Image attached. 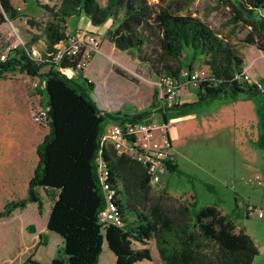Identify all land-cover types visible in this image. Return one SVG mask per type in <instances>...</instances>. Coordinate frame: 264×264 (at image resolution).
<instances>
[{"label": "trees", "instance_id": "obj_1", "mask_svg": "<svg viewBox=\"0 0 264 264\" xmlns=\"http://www.w3.org/2000/svg\"><path fill=\"white\" fill-rule=\"evenodd\" d=\"M191 1L107 0L102 5L100 0H61L54 6L41 4L53 18L43 27L44 46H37L42 58L32 56L31 44H22L8 60H0V75L21 72L38 78L37 91L42 98L46 96L41 103L48 108V132L36 146L39 161L27 195L8 201L0 210V218L31 203L37 204L42 215L45 204L40 188L58 192L50 196L54 200L47 229L60 236L62 248L49 262L28 256L23 264H100L105 247L114 258L107 264H138L151 261L152 252L148 247L135 248L134 243L146 246L152 239L163 264L254 263L258 246L245 230L238 229L229 214L215 204L199 208L195 196L179 202L166 186L153 197L147 167L118 154L110 144L101 145L108 120L123 123L144 119L156 107L158 92L151 106L140 113L103 111L92 95L93 81L85 78L84 83H78L63 72L75 67V59L65 57L58 65L48 55L66 39L68 19L80 14H86L93 25L111 20L109 40L121 51L134 52L158 77H179L184 69V50L192 48L193 57L201 55L210 73L198 85L196 100L166 104L160 109L162 117L168 119L169 111L184 114L217 99L235 100L246 95L256 103L260 119L254 144L264 149V77L257 82L236 77L244 65L240 48L201 17L188 13ZM223 1L230 22L247 30L244 43L264 51V0ZM0 5V24L19 17L11 0H0ZM37 37L34 35V41ZM101 150L109 181L116 190L122 226H103L100 221L106 206L97 163ZM175 161L167 163L172 173L179 170ZM203 184L214 190L212 185ZM168 197L178 204H168ZM28 230L33 231V227ZM40 238L44 236L40 234Z\"/></svg>", "mask_w": 264, "mask_h": 264}, {"label": "rangeland", "instance_id": "obj_2", "mask_svg": "<svg viewBox=\"0 0 264 264\" xmlns=\"http://www.w3.org/2000/svg\"><path fill=\"white\" fill-rule=\"evenodd\" d=\"M100 1L104 3L105 0ZM60 2L61 0H30L28 4L23 3V5L17 4L16 1L14 2L17 4L15 5L16 8H21L18 9L20 12L19 17L14 21L21 44H31L33 47L39 46L41 48L44 46L45 37L43 35V27L53 18L41 7V4L54 6ZM187 12L201 17L213 29L228 37L239 48L250 46L243 41L247 30L240 26L237 27L230 22L229 10L223 0H192ZM32 22H35L37 25L35 26ZM111 23V20H108L104 24L93 25L86 14L75 15L68 19L67 34L75 31H89L105 37ZM10 30L11 26L9 24H1V43H3L7 32ZM34 35H39V38H35L36 41L33 39ZM101 47L109 50L107 46ZM107 56L106 69L103 70L101 68L98 72L96 77L97 88L92 94L99 106L108 109L105 107V104L118 107L122 105L126 107L127 105L126 109L130 111V115L140 113L151 106L154 95L158 92L157 83L160 77L155 75L146 63L138 61L134 52L125 53V57L116 56L111 53ZM199 56L201 55L194 58L192 48L186 47L182 60L184 69L189 68L190 64L194 65L195 61V67H204L203 60H199ZM69 76L78 83H84L85 81V77L80 71H71V75ZM38 81V78H33L21 72H9L0 75V155L7 151L10 152L13 144L19 146L25 140V146L27 148V150L25 149V155L34 160L38 157L36 145L48 132V126L37 124L33 120L34 107L42 100L43 102L46 101V96L42 98L41 93L37 91L35 84ZM125 87L129 88L126 95L124 93ZM183 97L187 99L186 96ZM193 97L194 94L189 99ZM216 102L215 100L211 103L200 105L184 114L186 116L192 113H198L216 106ZM170 113H178V111H169L168 114ZM177 115L182 117L183 114L178 113ZM148 117L162 118V115L161 112L157 113L155 107H153L151 113L146 115L144 119ZM171 118L169 117V119ZM114 122L116 121L108 120L107 124ZM198 129L188 126L184 131H181L179 139H176L174 144L180 168L178 171L172 173L173 176L168 173L165 181L153 187V197L155 196L154 194H158L164 188V185H166L169 194L178 199V201L180 200L179 202L190 201L192 196L189 195L194 194L198 200L199 208L210 205L211 203L221 204L237 227L243 225L240 229L245 231L247 229L250 235L252 234L257 237L261 244L264 243V219H259L255 216L246 217L247 204H252L264 211V185L258 187L255 184L258 180L257 177L264 182V161L260 159V163L258 162V164L256 163V158H252L253 162L257 164L255 166L260 168L261 171L253 175L251 174L252 171L249 169L246 170V165L241 163L242 160L237 161L238 165L235 163V172L229 176L235 175L237 179L243 176L247 182V189L245 192L238 191L239 194L234 193V191L226 189L224 185L221 186V181L218 179L206 178L205 172L200 170L205 169L206 165H211L207 163L217 156L219 149L214 140L206 139L205 137L207 135L205 132L202 131V135ZM238 139L241 141L240 138ZM254 148L261 155H264V149ZM239 149L242 151L240 146L238 147ZM183 154L187 155L186 158ZM203 183L210 185L213 183L214 190L210 191ZM227 185L231 186L232 189H235L233 185L236 186L232 182H227ZM219 187H223L224 189L221 190ZM41 194L43 195V191H41ZM12 199L19 198L0 196V208L8 200L11 201ZM50 199L49 194L47 196L45 195L44 201L47 205H49ZM167 200V203L169 202L168 204L172 206L178 204L172 199L169 200V197ZM145 207L149 208L150 206ZM30 227H33V231H29L31 237H29L30 234L27 231L25 238L28 242L27 245L32 247H30V252L23 245L22 237H1L4 241L0 239V252L4 248L7 250L8 254L5 258L8 261H1L0 264H23L28 256L38 258L42 262H49L56 251L62 248L63 241L60 236L50 238L49 242V237L45 236L42 232L38 233L35 225H30ZM40 234L44 236L43 240L40 238ZM43 241L49 244L44 245L42 244ZM134 247H148L152 252L151 261L145 260L138 264H163L155 239L150 240L146 246L135 242ZM256 257V264H264V248L262 246L261 251H259ZM108 260L110 263L114 262L113 256H110V251L105 247L100 258V264H107Z\"/></svg>", "mask_w": 264, "mask_h": 264}, {"label": "crops", "instance_id": "obj_3", "mask_svg": "<svg viewBox=\"0 0 264 264\" xmlns=\"http://www.w3.org/2000/svg\"><path fill=\"white\" fill-rule=\"evenodd\" d=\"M11 1L14 6L17 4L23 5V3L28 4L30 2V0H11ZM15 1L17 2V4L14 3ZM106 1L107 0H105L104 3L101 4L105 5ZM2 10L3 9L0 5V12ZM102 38H103L102 46H107L109 50H106L101 47L100 52L95 56L91 66L87 70L89 79L95 83V90L97 88L96 77L98 72L101 70V68L103 70L106 69V60L108 57L107 55L111 53L116 56L125 57V53H128V51H121V50L119 51V49H117L114 46V44L109 40L107 33L105 37L102 36ZM240 52L244 56L243 70H246L252 76L254 81H258L260 78L264 77V51L258 49L254 45H250V46L241 47ZM202 59H203L202 56H199V60ZM195 62L193 65L194 67L196 65ZM203 66L206 67L205 65ZM63 72L66 73L67 75H71V71L68 68L63 69ZM127 91H129V88L125 87L124 88L125 95L127 94ZM193 94L194 97L189 99V97H191V95ZM183 96H186L187 99L184 98ZM196 99H197V87L186 85L182 90V95L178 103H181L183 101H194ZM216 101H217L216 106H213L206 110H202L198 113H192L186 116L185 114H183L184 116L182 115V117H180V115H177L178 113H170L171 115L168 114V119L169 117H172L171 119H173L176 122L175 128H173L172 131L170 132L172 150L175 154V159H176L175 163L180 168L178 163V156L175 151L174 144L176 139H179L181 135V131H184L188 126H192L194 129L199 128L198 129L199 132L202 135H203L202 131L205 132L207 136L204 137L206 139L208 138L214 140V142H216L217 148L219 149L217 156L207 163L211 165H206L205 169L203 168L200 170H203L205 172L204 174L206 175V178H210L214 180L218 179L219 181H221L220 183L221 186L224 185L226 189H230L234 191V193L239 194L238 191L241 192L246 191L247 182L245 181L243 176L239 177L238 179L235 175L229 176L235 172L234 169L235 163L238 165L237 161L242 160L241 163L246 165V170L249 169L250 171H252L251 174L253 175L254 173L261 172L260 168L255 166L257 165L256 163L258 162L260 163L259 161L260 159L264 161V155H261L258 152V150L254 148L256 147L254 142L258 138L259 115L257 112L256 103L253 100L249 99L246 95H241L238 99L235 100L229 98H221V99H217ZM105 105H106L105 107L108 109H105L104 107L101 106L99 107L103 111H111V112L120 111L124 115L125 114L130 115V111L126 109L127 105L126 107L125 105H122L121 107L113 106L110 104H105ZM238 138H240L241 141ZM22 143L23 144L19 145L20 147L17 146L16 144H13L10 152L7 151L6 153L0 155V196L2 197H10V198L25 197L27 195L30 180L35 174V170L38 165L39 158L37 157L34 160L33 158H30L29 156L25 155L26 154L25 149L27 150L25 146V140ZM239 146L242 148V151L240 149L238 150ZM17 150L19 151L17 152ZM183 156H185L186 158L187 155L183 154ZM252 158H256V163L253 162ZM170 175H172L171 171H170ZM227 182L229 183L232 182L233 184H235L236 186L233 185L235 189H232L231 186H228ZM211 184L212 186L214 185L213 183ZM255 184H257L258 187H261L264 185V182L259 178ZM165 186L166 185H164V187ZM219 188L221 190L224 189L223 187H219ZM39 191L40 193L41 191H43V195L41 194L43 196V200L45 198V195L47 196V194H49L50 196L51 195L54 196L58 194L57 191H52V190L48 191L44 188H40ZM189 196L196 197V195L194 194H190ZM53 200H54L53 198L50 199L49 205H47L44 201L45 207L42 215L39 213L37 204L31 203L23 210L14 211L11 214V216L7 218H0V239L3 240L2 238H10L11 236L12 237L20 236L22 237L23 245L26 246V249L28 250V252H30L32 247L30 246L31 247L30 248L29 245H27L28 242L25 239L26 232L28 231L27 233L30 234L28 230V227L30 225H35L37 227L38 233L42 232L43 234H45V236L49 237V242H50V238L59 237L57 234L47 229V222L53 206ZM212 204L215 203H211L210 205ZM215 205L224 214H228V212H226L223 209L221 204H215ZM3 207L0 208V210H2ZM250 216H255L259 219H264V217L260 218L257 215H248V214L246 215L247 218ZM242 227L243 225H241V227L238 226V229ZM246 232L248 233L247 229ZM250 236L258 246L259 251H261V246L264 248V243L261 244L259 239H257V237H255L254 235L251 234ZM29 237H31V234ZM7 254L8 252L5 248L1 250L0 262L8 261V259L5 258L7 257ZM256 260L257 257L255 258L253 264H256Z\"/></svg>", "mask_w": 264, "mask_h": 264}, {"label": "built area", "instance_id": "obj_4", "mask_svg": "<svg viewBox=\"0 0 264 264\" xmlns=\"http://www.w3.org/2000/svg\"><path fill=\"white\" fill-rule=\"evenodd\" d=\"M17 9H21L20 7ZM15 20L7 18L5 24L11 26L6 38L1 43L0 39V60L6 61L10 55L22 44L19 41L18 30ZM103 38L100 34L89 31H75L69 33L66 39L60 44L59 49L49 53L56 64H60L63 58H74L75 67L68 68L70 71H80L85 78H88L87 70L91 66L95 56L100 52ZM34 58H42L38 47L32 48ZM209 69L206 67H194L183 69L179 77L162 76L158 80L157 105L155 110L160 113V109H165L166 104H176L179 102L182 90L186 85L198 87V85L208 77ZM240 80L254 81L252 76L243 70L236 76ZM89 81H91L89 79ZM39 85V81L35 84ZM33 120L40 125L48 122V108L39 102L33 109ZM176 122L163 117H148L142 120H127L123 123L114 122L107 124L100 140L101 145H112L120 155L129 156L147 167L150 174L151 184L156 186L161 184L166 175L170 173L168 162L175 159L172 150L170 132L175 128ZM98 173L102 189L105 195L106 206L100 214V221L103 226L115 224L122 226L123 217L115 204L116 190L109 181V169L102 155V150L97 158ZM259 179V177H257ZM248 215L264 217V211L252 204L246 205Z\"/></svg>", "mask_w": 264, "mask_h": 264}]
</instances>
